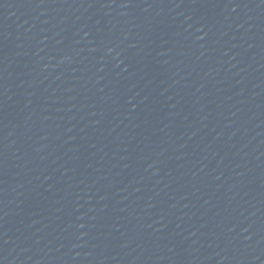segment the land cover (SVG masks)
Returning <instances> with one entry per match:
<instances>
[{
  "label": "water",
  "instance_id": "water-1",
  "mask_svg": "<svg viewBox=\"0 0 264 264\" xmlns=\"http://www.w3.org/2000/svg\"><path fill=\"white\" fill-rule=\"evenodd\" d=\"M0 264H264V0H0Z\"/></svg>",
  "mask_w": 264,
  "mask_h": 264
}]
</instances>
